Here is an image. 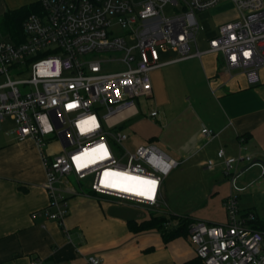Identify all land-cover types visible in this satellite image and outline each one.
Returning <instances> with one entry per match:
<instances>
[{
	"label": "built area",
	"instance_id": "built-area-1",
	"mask_svg": "<svg viewBox=\"0 0 264 264\" xmlns=\"http://www.w3.org/2000/svg\"><path fill=\"white\" fill-rule=\"evenodd\" d=\"M223 1L37 0L42 11L24 21L23 41L0 31V76L6 77L0 84V131L11 119L18 140L34 141L41 152L49 219L65 228L70 196L85 194L87 186L96 195L164 213L163 182L179 162L153 142L129 150L123 145L128 134L114 129L139 114L136 98L153 97L150 73L159 65L160 50L203 57L197 13ZM227 1L237 15L218 25L208 51L221 54L227 69L242 70L256 83L264 68V0ZM110 51L122 54L84 58ZM110 61H120L123 69L104 71ZM11 71L19 76L13 78ZM201 133L207 142L219 136L207 126ZM240 148L237 155L219 148V162H203L208 170L221 165L231 183L224 202L227 221L195 220L189 226L203 264H264V230L256 226L257 214L239 203L247 188L239 180L247 171L259 168L264 186V160ZM72 175L80 190L70 182ZM87 261L102 262L95 255Z\"/></svg>",
	"mask_w": 264,
	"mask_h": 264
},
{
	"label": "crops",
	"instance_id": "crops-1",
	"mask_svg": "<svg viewBox=\"0 0 264 264\" xmlns=\"http://www.w3.org/2000/svg\"><path fill=\"white\" fill-rule=\"evenodd\" d=\"M34 2L37 0H0V18L9 10ZM230 19L220 20L216 31L219 24ZM168 53L159 52V65L151 73L161 64L170 63ZM206 53L213 52L207 48ZM213 55L204 69L209 85L214 88L216 111L200 122L192 119L179 121L176 137L182 138L179 142L181 149L164 151L176 159L179 166L202 154L199 165L204 169L203 162L209 158L219 162L217 151L222 147L228 155H237L242 145L244 152L264 160V68L259 71V80L251 83L244 71L227 69L221 54ZM202 58L199 59L202 61ZM244 90L250 91L251 96L243 101L237 100L236 96ZM154 95L153 87L152 98ZM154 110L158 112L155 118L159 117V110L151 111ZM153 118L148 115L149 120ZM168 125L162 127L172 132ZM8 126L12 129L8 130ZM203 126L216 131L219 136L207 142L201 133ZM162 127H156L157 134L163 132ZM156 137L155 134L152 138ZM241 138L244 139L242 143ZM153 139L150 142L155 143ZM252 169L239 180L241 186L247 187L240 193L239 203L242 210L257 214L258 225L264 223V186L259 179V168L247 177ZM208 171L213 175L208 177L201 191L204 204L195 210L190 211L172 201L175 182L168 181V177L163 182L164 213L133 202L99 196L84 188L85 194L70 196L64 228L49 219L44 211L49 196L43 187L46 174L41 152L34 141H19L13 121L7 119L0 131V264H31L34 261L41 264H90L87 258L92 255L100 257L101 264H184L188 261L203 264L196 255L190 233L165 242L157 228L138 230L136 226L149 220L153 212L225 223L224 202L231 191V183L221 165ZM74 186L81 189L79 184Z\"/></svg>",
	"mask_w": 264,
	"mask_h": 264
},
{
	"label": "rangeland",
	"instance_id": "rangeland-1",
	"mask_svg": "<svg viewBox=\"0 0 264 264\" xmlns=\"http://www.w3.org/2000/svg\"><path fill=\"white\" fill-rule=\"evenodd\" d=\"M165 11L167 14H170L172 7L167 6ZM236 15L235 5L227 0H224L223 3L215 8L197 13L200 24V32L197 35V39L204 51L208 48L209 39L217 34V23L222 19H230ZM121 54V52L114 51L98 52L85 55L84 58L107 57L117 59ZM213 54H204L201 61L198 57L192 56L181 58L178 56V52L169 50L168 56L171 59L170 63L166 65L161 64L158 69L150 73L154 87V98H136L135 104L139 114H136V116L127 120L123 125L114 129V131L123 130L128 134L129 139L123 143L125 147L134 151L137 147L148 144L156 134L157 137L153 141L163 150L172 151L181 149L179 148V142L182 141V138L176 137L179 121L189 122L192 119L199 120L200 122V120L216 111L214 109V103H216V97L213 94L214 88L209 85L204 69V65H208V61L214 57ZM103 67L104 71L123 69L120 61L106 62L103 64ZM11 74L13 78L19 76L14 71H11ZM5 81L6 77L1 75L0 84ZM245 92L247 93L245 94ZM249 92L245 90L240 92L236 96V99L243 101L244 98H248L249 95L251 96V94H248ZM153 109L159 110V117H154L153 120H149L148 115H150L149 113ZM166 123L169 124L168 127L172 128V132H168V129L163 128ZM159 126H163V132L161 134L156 133ZM10 129L12 128L10 127L8 130ZM8 132L12 133L13 130ZM201 155L198 154L182 163L179 167L174 168L167 176L168 181L175 182L171 193L172 201H175L181 207L190 211L204 204L201 191L204 189L208 177L213 175V172H209L199 165ZM256 170L257 168L252 169L247 177L252 176L253 171ZM69 180L72 184L78 185L74 175L70 176ZM85 182H88V180L83 183L85 184ZM87 189H89L88 186ZM174 222L176 223V221H173V224Z\"/></svg>",
	"mask_w": 264,
	"mask_h": 264
},
{
	"label": "trees",
	"instance_id": "trees-1",
	"mask_svg": "<svg viewBox=\"0 0 264 264\" xmlns=\"http://www.w3.org/2000/svg\"><path fill=\"white\" fill-rule=\"evenodd\" d=\"M42 7L38 2H34L18 9L7 11L0 18V31L8 34L16 42H21L25 38L23 36V23L27 17L34 12H41ZM176 221L173 227L168 228L166 226L167 222ZM195 221L192 216H176V215H166L157 214L155 212L151 213L149 220L137 224L138 230H145L151 228H157L161 231L163 239L165 242H169L180 236L189 235V226ZM258 228L264 230V223L256 225ZM199 259V258H198ZM201 261V260H200ZM203 263V262H202ZM184 264H196L194 261H188Z\"/></svg>",
	"mask_w": 264,
	"mask_h": 264
},
{
	"label": "snow or ice",
	"instance_id": "snow-or-ice-1",
	"mask_svg": "<svg viewBox=\"0 0 264 264\" xmlns=\"http://www.w3.org/2000/svg\"><path fill=\"white\" fill-rule=\"evenodd\" d=\"M144 183H154V182H151V181H144Z\"/></svg>",
	"mask_w": 264,
	"mask_h": 264
}]
</instances>
